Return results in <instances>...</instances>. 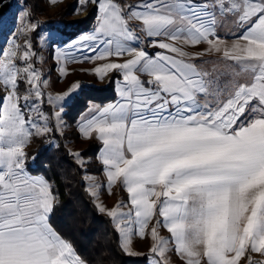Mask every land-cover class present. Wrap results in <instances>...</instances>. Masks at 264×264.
Returning <instances> with one entry per match:
<instances>
[{"label":"snow or ice","instance_id":"snow-or-ice-1","mask_svg":"<svg viewBox=\"0 0 264 264\" xmlns=\"http://www.w3.org/2000/svg\"><path fill=\"white\" fill-rule=\"evenodd\" d=\"M89 5L94 26L71 41L80 47L72 60L104 61L90 74L115 73L118 98L81 117L78 131L100 143L106 178L101 185L85 172V187L95 200L101 187L127 192L111 210L96 205L121 251L138 255L133 237L150 236L146 264H264L251 258L264 255V0H77L73 11ZM16 7L12 17L0 11V35L14 36L0 45V264H89L54 223L59 193L30 174L35 155L26 152L64 127L81 86L45 91L50 78L33 60L38 24L28 0ZM55 58L66 76L67 58ZM70 154L83 168L86 157Z\"/></svg>","mask_w":264,"mask_h":264},{"label":"rangeland","instance_id":"rangeland-1","mask_svg":"<svg viewBox=\"0 0 264 264\" xmlns=\"http://www.w3.org/2000/svg\"><path fill=\"white\" fill-rule=\"evenodd\" d=\"M15 2L16 0H14V3ZM20 2L23 3V0H20ZM129 2L135 4L138 2V0H129ZM28 4L31 6V12L33 13L31 20L32 22L38 24L36 30L31 33L33 49L37 53V56L33 58L34 66L43 74V76L50 78L49 87L46 88L45 91L52 95H57L70 92L72 86L75 84H79L81 86L75 93H72L67 100V107L65 108L63 114L64 127L62 129L54 130L50 138H33V141L26 148V152L30 157L35 155V160L30 159L28 161V169L30 174L42 175L33 171V168L37 165L36 156L39 150L42 151L48 147L56 148L62 144L65 146V148H67L69 153L82 154V152L85 151L90 144L98 145L99 147L101 146L96 139H85L82 137L81 133L78 131L81 117L88 115V108L91 105L95 104L105 106L110 102H114L118 96L115 91V85L111 83L113 77L116 75L115 73L109 74L103 81H101L96 75L90 74L96 66L103 64L104 61H85L80 63L74 62L72 60V57L80 56V47L79 43L73 44L71 41L78 40V37L81 35L91 34V29L94 26L93 23V25L88 30L77 33L79 32L77 30L85 28L84 26L78 25V21L84 19L89 14V12L95 8V5H89L87 10L81 9L79 12H74L73 9L77 7V0H57L55 4H53L51 0H28ZM16 10L17 7L15 4L13 10L10 9L7 16L9 15L8 17H12ZM233 27L234 25L225 22L223 32L230 33ZM16 35L18 36L19 33L17 32ZM53 36L57 38V42L55 44H53L52 40L50 39ZM13 38L14 36H12L10 39V36L0 35V45H4L6 42L10 45ZM45 39L47 40V43L44 42ZM19 43L23 46L26 41L21 39L19 40ZM229 43H231V41H229ZM205 47L206 45H201L199 49L188 50L203 51ZM57 49H60V51L57 52ZM148 51L154 52L158 51V49L149 48ZM57 55L61 56L62 58H67L68 62L66 68L68 74L66 76L60 75L59 65L55 58ZM127 58L129 57H125V59ZM218 58L219 57L215 54L212 56H204L205 60ZM206 67L211 70L214 66L206 65ZM220 70L223 71V66H220ZM83 81L86 84H81ZM109 85L112 89H109V91L106 92L104 91L102 94L95 95L92 98V101L88 102V107L84 111H80V107L86 104L87 98L96 93L95 88L104 89V87ZM73 159L78 164L74 156ZM97 159L98 155L94 160L91 158H86L83 169L85 170L87 166L90 165L88 164L89 161L93 163L91 164L92 166L95 164L100 165L97 162ZM88 173L94 174V180L99 182L101 185L106 184V178L101 172ZM83 180L86 185L88 181L84 179V173ZM91 199L95 206L97 204H103L107 207V209L111 210L119 205L122 200L127 203L129 198L127 192L122 189L119 184H116L111 189V195H109L108 191L101 187L99 200H95L93 197H91ZM127 210V208L124 209V211ZM154 222L155 221H153V223ZM151 226L152 225L149 226V230ZM160 235L163 237H168L170 234L166 231V229L161 228ZM152 245L153 241L151 240L150 236H147L143 239L139 236H134L131 248L132 251L138 255H126L128 257L136 258L149 256ZM251 258L252 260H256V262L264 261V255L260 254H252ZM143 264H146V262ZM174 264H181V262L174 260ZM241 264H244V262L242 261Z\"/></svg>","mask_w":264,"mask_h":264},{"label":"trees","instance_id":"trees-1","mask_svg":"<svg viewBox=\"0 0 264 264\" xmlns=\"http://www.w3.org/2000/svg\"><path fill=\"white\" fill-rule=\"evenodd\" d=\"M95 8L78 25L84 26L80 30H88L94 23ZM89 22V23H88ZM87 24V25H85ZM112 89L109 86L97 89L95 94L87 98L86 104L80 107L84 111L88 102L95 95ZM98 145L90 144L82 152L87 159H95L98 155ZM35 173L44 175L53 184V188L59 193V206L54 213V223L60 228L76 247L81 256L89 261V264H143L145 257H128L117 241V233L113 231L110 218L101 214L88 194L83 180L85 172H100V165L92 162L84 170L74 161L67 148L60 144L58 147H48L39 150L36 156ZM91 166V167H90Z\"/></svg>","mask_w":264,"mask_h":264},{"label":"water","instance_id":"water-1","mask_svg":"<svg viewBox=\"0 0 264 264\" xmlns=\"http://www.w3.org/2000/svg\"><path fill=\"white\" fill-rule=\"evenodd\" d=\"M14 0H4L3 5H0V11L4 12L6 15L9 13Z\"/></svg>","mask_w":264,"mask_h":264},{"label":"crops","instance_id":"crops-1","mask_svg":"<svg viewBox=\"0 0 264 264\" xmlns=\"http://www.w3.org/2000/svg\"><path fill=\"white\" fill-rule=\"evenodd\" d=\"M15 4H16V2L13 4V6H12V10H13ZM30 10H31V6H30ZM15 12H17V10H16ZM8 16H9V15H8ZM15 35H16V34H15ZM11 38H12V36H10V39H11ZM253 261H256V260H253Z\"/></svg>","mask_w":264,"mask_h":264},{"label":"built area","instance_id":"built-area-1","mask_svg":"<svg viewBox=\"0 0 264 264\" xmlns=\"http://www.w3.org/2000/svg\"><path fill=\"white\" fill-rule=\"evenodd\" d=\"M81 84H86V83L83 81V82H81Z\"/></svg>","mask_w":264,"mask_h":264},{"label":"bare ground","instance_id":"bare-ground-1","mask_svg":"<svg viewBox=\"0 0 264 264\" xmlns=\"http://www.w3.org/2000/svg\"><path fill=\"white\" fill-rule=\"evenodd\" d=\"M13 4H14V1H13ZM12 9V8H11Z\"/></svg>","mask_w":264,"mask_h":264}]
</instances>
